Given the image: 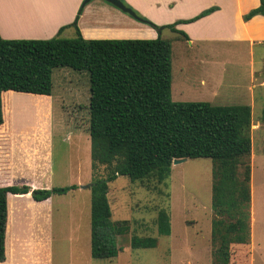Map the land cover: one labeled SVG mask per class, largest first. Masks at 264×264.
<instances>
[{"label": "trees", "instance_id": "1", "mask_svg": "<svg viewBox=\"0 0 264 264\" xmlns=\"http://www.w3.org/2000/svg\"><path fill=\"white\" fill-rule=\"evenodd\" d=\"M215 10L216 7H210L190 19L162 26L137 14L158 31L153 39H86L77 27L81 8L74 22L65 26L74 28L72 38L60 36L65 27L48 39L0 36V127L10 116L4 92L49 96L51 73L57 67L89 74L92 176H96L99 166L106 169L104 177L88 185L91 190L90 250L95 259L116 257L121 251L116 245L117 237L129 231L128 220H111L109 184L118 176H127L130 181L154 178L163 182L170 174L173 160L179 158L212 160L213 263H236L232 247L251 245V106L173 101L171 42L160 36L162 30L168 28L188 40L187 34L176 25L196 21ZM256 15L264 16V0L242 18L247 21ZM260 122L264 123V111ZM74 188L75 185L51 189L0 186V262L6 257L8 194L30 193L33 200L43 201ZM156 226L159 236L170 234V217L166 210L158 211ZM129 244L131 248H152L157 238L133 235Z\"/></svg>", "mask_w": 264, "mask_h": 264}, {"label": "rangeland", "instance_id": "2", "mask_svg": "<svg viewBox=\"0 0 264 264\" xmlns=\"http://www.w3.org/2000/svg\"><path fill=\"white\" fill-rule=\"evenodd\" d=\"M101 2L110 4L105 0ZM33 5L31 15L11 8L7 11V18L17 28H22L24 25L49 24L63 14L60 3L39 2ZM121 12L140 24H146ZM95 19L94 24H102L110 17L102 14ZM69 32L67 38L75 36L71 29ZM155 32L157 37L158 31ZM162 32L160 36L171 42L173 101H207L215 90L219 100L209 101L211 104L251 106V245L233 246L231 250L232 256L236 254L233 259L236 263L233 264H264V123L260 122L264 111V86L251 93L252 99L246 89L252 70L256 71V77L261 72L264 78V46L255 45L250 49L242 43L224 44L219 46L221 51L218 55L214 44L197 40L189 43V39H183L168 28ZM218 75H222L223 83L215 81L219 79ZM51 80L49 102L39 96L17 93V109L12 103L7 124L12 137L15 139L17 136L18 186L41 189L76 186L65 194L51 196L50 203L44 205V213L48 215L45 227L64 233L62 238L58 237L59 243L54 247V264H214L210 239V158H189L181 163H172L170 174L163 182L154 178L130 181L127 176H118L109 184L107 193L111 220H128L129 231L117 237L116 245L121 251L116 257L95 259L91 256V190L88 185L98 177H104L106 169L99 166L96 178L92 176L88 131L89 74L69 67H57L52 70ZM28 134L30 138L25 139ZM160 209L166 210L170 217L168 236L157 234L156 217ZM26 210L25 200L17 198V241L21 221H26L25 215L29 211ZM15 231L12 223L10 232L15 235ZM133 235L154 236L157 244L152 248H131L129 239Z\"/></svg>", "mask_w": 264, "mask_h": 264}, {"label": "crops", "instance_id": "3", "mask_svg": "<svg viewBox=\"0 0 264 264\" xmlns=\"http://www.w3.org/2000/svg\"><path fill=\"white\" fill-rule=\"evenodd\" d=\"M84 0H0V36L4 39H48L56 36L60 28L72 24L78 15L77 27L86 39H122V38H156L155 29L146 24H140L129 18L111 4L101 2V0H91L83 4ZM136 14L146 18L157 26L173 23L177 20L190 19L205 9L216 7L210 14L190 23H179L177 29L184 30L193 43L194 40L209 42L216 46L230 43L247 44L250 49L255 45L264 46V16L256 15L244 21L243 15L252 8L259 5L260 0H124ZM54 2L63 6L62 16L49 24L24 25L17 28L7 18V11L13 9L24 15H31L34 9L33 3ZM82 5V6H81ZM108 15L109 21L102 24H94L95 17ZM138 16V15H137ZM34 26V27H31ZM72 26L65 27L60 36L67 38ZM161 32L160 35H162ZM252 52V51H251ZM222 73V71H220ZM261 73V72H260ZM252 70L249 83L246 89L251 93L257 87L264 86L262 73ZM215 79L218 83H223L222 75ZM261 76V77H260ZM260 77V78H259ZM258 79H261L260 81ZM203 82V80H202ZM205 85V84H204ZM240 87V86H239ZM239 87H236L239 89ZM241 89V88H240ZM17 93L14 91L4 92L7 97V105L17 109ZM217 91H213L208 96L207 101H218ZM21 95H34L20 93ZM19 94V95H20ZM50 101L51 95H35ZM181 96V95H180ZM252 99V94H251ZM22 101V99H19ZM183 101V100H180ZM4 109V98L2 99ZM3 116L5 118L4 112ZM0 186L17 185V136L12 137L10 127L4 123L0 127ZM8 127V128H7ZM29 139L30 135H25ZM39 141H42L39 139ZM43 142V141H42ZM35 165H32L34 167ZM39 166V165H38ZM51 174V173H50ZM53 196V195H52ZM12 197L15 200H12ZM17 198L25 200L27 214L26 221H21L22 227L19 230L17 241ZM52 197L35 201L28 194H8V215L5 238V260L3 264H54V247L59 243L58 237H63L64 233L49 226L46 228L48 215L44 213V205L50 203ZM16 227L15 235H12L11 225ZM13 238V239H11ZM14 238L16 240H14ZM74 262L79 263L78 260ZM67 264H73L67 262ZM82 264V263H81Z\"/></svg>", "mask_w": 264, "mask_h": 264}, {"label": "water", "instance_id": "4", "mask_svg": "<svg viewBox=\"0 0 264 264\" xmlns=\"http://www.w3.org/2000/svg\"><path fill=\"white\" fill-rule=\"evenodd\" d=\"M90 0H84L83 1V4H86L88 3ZM106 2L114 5L115 7L119 8L120 10H122L123 12H126L128 13L129 15H131L132 17L138 19V20H141V18L139 16H137V14L135 13V11L126 6L121 0H105ZM187 158H179V159H174L173 160V164H177V163H181V162H184ZM83 188L85 187H88V186H82Z\"/></svg>", "mask_w": 264, "mask_h": 264}]
</instances>
